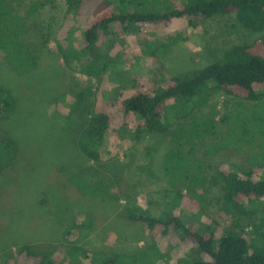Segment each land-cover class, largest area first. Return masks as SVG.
<instances>
[{
    "label": "trees",
    "instance_id": "obj_1",
    "mask_svg": "<svg viewBox=\"0 0 264 264\" xmlns=\"http://www.w3.org/2000/svg\"><path fill=\"white\" fill-rule=\"evenodd\" d=\"M58 1L0 0V58L16 75L31 80L49 72L41 62L50 52L52 39L60 38L64 31L65 37L72 34L73 23L68 29L64 24L56 29L53 19H41L43 12ZM65 3L66 20L77 16L84 24L79 48L68 50L69 53L59 46L64 62L75 61L81 70L97 76L100 82L117 73L135 88L133 94L118 100L91 86L56 98L59 104L69 98L71 113L80 110L84 117L82 129L74 136L83 165L75 172L66 169L67 179L85 197L119 200L114 178L106 172L102 156L108 131L117 127L134 141L162 134L169 143L160 161L166 187L145 194H125V198H163L159 215L151 211L143 215L150 236L157 240L164 231H179L185 240L210 257L188 264H264V247L253 242L257 235L264 237V225L254 220L256 214H264V0ZM223 15H234L241 26L261 35L251 43L232 46L221 59L191 70L169 72L162 59V51L169 44L161 42L157 34L146 33L149 29H165L177 18L210 19ZM113 25L126 33L135 32L134 43L121 52L100 53ZM136 53H148L156 60L153 87L148 85L151 80L147 84L138 82L122 67L124 60ZM147 85L149 90H145ZM221 92L227 97L218 108L211 101ZM18 102L14 90L0 86V120L11 117ZM168 107L174 115L169 114ZM132 117L137 119L134 129H130ZM15 143L6 132L0 133V171L19 155ZM221 154L228 155V160L212 171L211 162ZM148 156L150 161L140 170L154 160L151 152ZM151 174L155 176V172ZM259 200L263 201L260 209L253 204ZM187 209L198 218L208 219L204 231L180 217ZM131 216L135 218V214ZM68 233H64L68 242L49 249L24 243L16 253L5 255L0 264H83L90 257L89 252L69 241ZM157 244L154 241L150 247L155 255ZM95 255V264H125L128 256Z\"/></svg>",
    "mask_w": 264,
    "mask_h": 264
},
{
    "label": "rangeland",
    "instance_id": "obj_2",
    "mask_svg": "<svg viewBox=\"0 0 264 264\" xmlns=\"http://www.w3.org/2000/svg\"><path fill=\"white\" fill-rule=\"evenodd\" d=\"M65 1L59 0L41 16V19H53L56 29L62 24L67 29L72 23L74 25L68 37L64 31L60 38L52 39L50 52L47 51L41 62L49 72L30 80L13 73L0 58V86L14 90L19 99L12 116L0 120V133L6 132L15 139L19 153L0 171V262L5 255L16 253L24 243L38 249L66 243V231L69 232V241L89 252L90 257L83 264H95L96 253H104L106 258L112 254L128 255L125 264H188L200 259L209 260L210 257L185 240L179 231H164L157 240L150 236L143 215L150 211L159 215L163 198H125V194L133 195L134 191L145 194L166 187L160 161L169 143L162 134L147 135L134 141L126 132H119L117 127L108 131L102 156L106 172L114 178V191L120 195L119 200L94 195L85 197L67 179L66 169L69 173L75 172L83 165L74 136L82 129L84 117L80 110L71 113L69 98L60 104L56 98L91 86L98 87L97 90H102L108 98L118 100L133 94L135 88L117 73L100 82L97 76L81 70L75 61L64 62L59 46L67 51L79 48L84 24L77 16L71 17V21L66 20ZM110 30L100 53L121 52L133 45L135 32L126 33L115 25ZM146 33L148 36L157 34L161 42L169 44L161 54L171 73L217 61L232 46L251 43L261 35L241 26L234 15L210 19L177 18L165 29H149ZM155 61L148 53H141V56L136 53L131 59H125L122 67L138 82L147 84L151 80L152 85H148L153 87V75L157 70ZM148 85L145 90H149ZM226 97L222 92L216 93L211 104L219 108ZM169 114L174 115L172 108H169ZM129 123L130 129H134L137 119L132 117ZM148 152L152 153L154 160L148 168L140 170L150 161ZM227 156L221 154L215 158L211 162L212 171L228 160ZM151 172H155V176ZM262 203L259 200L253 204L260 209ZM180 217L201 231L209 222L188 209ZM254 220L259 222L258 225H264V214H256ZM73 224L77 226L73 227ZM252 229L249 228V232ZM154 241L158 243L156 252L159 256L150 249ZM253 242L257 247H264V237L257 235Z\"/></svg>",
    "mask_w": 264,
    "mask_h": 264
}]
</instances>
